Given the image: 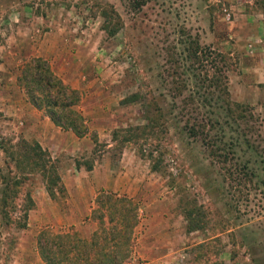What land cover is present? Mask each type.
Returning <instances> with one entry per match:
<instances>
[{
  "label": "rangeland",
  "instance_id": "rangeland-1",
  "mask_svg": "<svg viewBox=\"0 0 264 264\" xmlns=\"http://www.w3.org/2000/svg\"><path fill=\"white\" fill-rule=\"evenodd\" d=\"M217 54L227 99L241 106L240 129L214 99L199 101L207 59L213 73ZM35 59L78 92L85 136L54 126L28 101L22 70ZM135 92L139 103H120ZM189 99L198 117L218 122L211 135L225 149L213 156L186 130ZM155 107L158 138L142 147L159 157L160 171L138 143L111 140L114 129L145 124ZM40 124L44 133L27 129ZM33 144L58 176L51 197ZM100 193L138 208L120 264H264V12L253 0H0V264H46L39 251L50 236L88 240ZM190 208L203 227L186 232ZM70 259L61 253L59 262Z\"/></svg>",
  "mask_w": 264,
  "mask_h": 264
},
{
  "label": "trees",
  "instance_id": "trees-1",
  "mask_svg": "<svg viewBox=\"0 0 264 264\" xmlns=\"http://www.w3.org/2000/svg\"><path fill=\"white\" fill-rule=\"evenodd\" d=\"M129 1L134 7L144 3V0ZM253 2L259 10L264 12V0H253ZM105 15L103 13L104 17H106ZM103 28L108 34H112L115 31L114 26L104 25ZM217 57L219 58L220 66H213V73L215 74L209 72L211 58L207 59V68L203 72V77L199 80L200 87L203 90L199 101L202 105H209L214 99L225 113L224 122L227 125H234V129H240L239 120L243 117L239 112L241 106L230 103L227 99L228 94L224 82L225 76L223 75L225 58L218 54ZM22 83L28 101L36 110L43 112L54 126L59 127L63 131H70L77 138L86 135V121L77 108H74L80 101L78 92L63 84L51 72L47 63L35 59L32 64H26L22 70ZM140 98L141 94L135 92L125 96L120 100V103H139L141 101ZM188 103L194 105L192 112L195 113L190 118L192 123L186 128L188 134L192 137L200 136L212 156L217 151L225 149V147L217 146V139H219L218 143H220L221 138L217 135H211V131L215 129V126H218L217 120H211L203 114L198 117L197 108L193 100L189 99ZM155 109L156 114H152L150 117L147 116L145 124L114 129L111 133V140L118 142V144L129 141L138 143V155L149 160L152 171H160L159 157H153L151 150L146 151L142 147L151 138H158L156 127L159 125L160 111L156 107ZM251 129L252 126L250 127ZM220 133H223V130H220ZM241 136H243L242 133ZM239 138L240 136L236 137L235 140ZM92 140H94L93 135ZM31 148L35 149L36 152L33 156L38 160H42V162L37 161L36 164L40 165L39 171L41 175L44 178L46 177L44 179V189L48 196L51 197L53 195L51 187L53 184L55 185V182H58V176L52 171L48 155L41 151L36 144H33ZM252 148L256 150V147L252 146ZM227 156V153H223L221 157L226 159ZM47 168H50V172H48ZM91 168L92 162L84 163L85 171H90ZM137 211V205L128 197L116 196L115 194L110 196L108 193H100L93 199V206L90 210V216L97 223V229L88 240L76 239L72 235L67 239H63L67 236H50L47 241L49 246L46 248L40 247V256L43 261H46V264H120L128 253L132 230L137 224ZM184 219L186 232L200 230L203 227L201 216H199L196 208L187 209L184 212ZM65 240L68 247L67 249H62ZM61 246L62 248L60 249ZM43 253L49 258H45V256L43 258ZM61 253L68 254L72 260L59 262Z\"/></svg>",
  "mask_w": 264,
  "mask_h": 264
},
{
  "label": "crops",
  "instance_id": "crops-1",
  "mask_svg": "<svg viewBox=\"0 0 264 264\" xmlns=\"http://www.w3.org/2000/svg\"><path fill=\"white\" fill-rule=\"evenodd\" d=\"M45 120H43L42 121V125H44V126H46V123L44 122ZM27 129H29V131H36L37 133H38V131H39V134L40 133H44V132H42V130H41V124L40 125H35V126H28L27 127ZM58 131V130H57ZM39 137V136H38ZM36 139H38L39 141H40V139L39 138H36ZM40 143V142H39Z\"/></svg>",
  "mask_w": 264,
  "mask_h": 264
}]
</instances>
